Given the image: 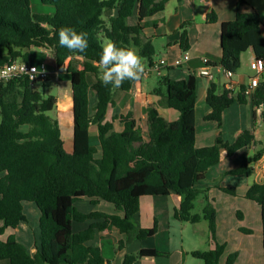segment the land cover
<instances>
[{
  "label": "trees",
  "instance_id": "1",
  "mask_svg": "<svg viewBox=\"0 0 264 264\" xmlns=\"http://www.w3.org/2000/svg\"><path fill=\"white\" fill-rule=\"evenodd\" d=\"M39 1L53 7L54 12L35 13L32 0H0V69L13 62L36 64L30 60L32 49L44 48L52 53L57 68L71 74L73 149L65 150L60 123L49 115L58 104L55 96L35 89L27 76L0 85V261L110 264L99 247L87 243L94 240L97 230L112 227L126 235V241L120 243L119 248L135 239L143 241L154 237L158 232L157 221L151 228H142L134 221L144 197L180 196L182 201L174 212L175 219L192 224L205 220L210 239L215 241L217 213L213 199L209 197V188L201 189L197 185L221 162L223 150L231 157L250 147V131H244L231 145L218 138L211 146L197 147V79L194 75L187 80L162 77L154 91L162 98L158 105L177 111L178 120L169 122L155 106H150L146 135L131 113L108 120V111L115 105V92H129L137 82L125 81L113 90L111 85L104 86L96 66L106 40L116 42L118 47L133 48L143 60L152 63L155 48L144 34L147 19L164 12L169 0ZM248 6L246 1L240 0L235 20L221 24L218 65L232 75L240 69L241 56L248 50L253 51L256 59L264 58V23L256 11H242ZM135 13L138 22L130 25L128 20ZM207 20L212 24L218 22L214 12ZM190 24L188 21L181 26L182 52L189 50ZM63 26L87 33L88 48L84 53H71L59 45L58 30ZM75 57L82 59L81 68H77L76 63L65 65L68 59ZM90 76L94 77L93 82ZM244 91L245 88L236 94L224 87L219 94L217 84L212 82L206 96L211 112L205 120L216 122L221 128L226 109L235 103H247ZM91 96L96 97L92 107ZM251 97L255 109L261 110L264 123V82H260ZM115 123H120L123 129L117 131ZM92 126L97 128L99 148L91 142ZM263 153L264 150H259L252 162L261 159ZM252 170L249 164H243L226 175L249 176ZM217 187L229 195L237 194L235 188ZM82 198L113 204L124 216L82 213L75 206ZM246 198L261 207L264 250V183L251 185ZM27 202L36 204L41 213L40 246L34 256L13 235L6 241L1 240L7 229H16L26 221L24 203ZM197 202L202 205L200 214L194 212ZM87 220L95 222L82 232H73V222ZM99 220L104 223H96ZM224 251L225 245L216 244L214 249L196 250L191 254L203 264H219ZM168 255L157 249H143L126 255L123 264ZM236 258L237 254L230 255L226 264H234Z\"/></svg>",
  "mask_w": 264,
  "mask_h": 264
},
{
  "label": "crops",
  "instance_id": "2",
  "mask_svg": "<svg viewBox=\"0 0 264 264\" xmlns=\"http://www.w3.org/2000/svg\"><path fill=\"white\" fill-rule=\"evenodd\" d=\"M239 1L182 0L178 2V0H169L164 12L147 19L144 34L151 39L155 48V56L152 63L143 60L146 67L144 78L135 83L129 92L116 91L115 105L109 109L107 114V119L111 120L113 116L131 113L141 127L147 128V109L150 106H155L163 118L169 122L176 121L179 119V113L163 105H158L162 98L155 95L154 91L158 88L162 77H169L172 80H187L191 75H194L197 79L195 112L197 147L211 146L215 144L218 138H222L225 144L231 145L244 131H250V147L239 150L231 157H228L226 151L223 150L221 162L211 168L206 178L197 185L201 189L209 188V197L213 199L217 213L216 240L212 241L209 233L207 248L201 246L186 248L183 239L181 244L176 243L177 231L180 230V234L185 235L183 230L185 222H179L174 217L175 210L181 204V197L177 195L144 197L141 200V209L135 215L134 221L142 228H151L157 221V234L143 241L135 239L130 243H125L123 248H119V244L126 241V235L121 233L119 229L112 227L102 231L97 230L94 240L88 242L87 245L99 247L106 262L123 264L128 254H136L143 249H157L167 252L169 255L167 257H146L134 264H187L188 262L203 264L191 253L196 250L214 249L216 244H221L225 245V251L219 264H226L228 257L232 254H237L234 264H264L261 207L256 202L246 198L251 185L264 183V153L261 159L252 162L254 155L259 150H264V123L261 110H256L252 103V97H247L246 104L235 103L223 112L221 128L216 122L205 120V117L211 112V108L206 103V96L212 82L217 84L219 94L223 92L225 85L229 82L235 84L233 92L236 94L249 87L252 78L259 77L260 82H264V72L258 75L251 68V63L256 59L251 49L242 54L241 71L235 73L231 78L218 65L221 58V24L235 20ZM243 1L249 4L248 7L242 8L243 12L254 10L261 16L262 20L264 19V0ZM212 12L217 16V23L212 24L207 20L208 15ZM107 14L113 15L115 12H108ZM188 21L191 22L188 26L190 60L181 67H175L174 61L182 53L180 45L181 26ZM137 22L138 17L135 13L129 18L128 23L135 25ZM42 50L49 51L44 48ZM204 58H208L211 65H218L211 66L213 79L199 75V70L204 66ZM162 59L168 61V66L161 67L159 73L149 70ZM30 60L34 63L31 57ZM81 62V58L75 57L68 59L65 65L76 63L77 68H81ZM247 67L253 71L252 76H247ZM62 72H64V68H57L55 74ZM153 77L157 78V87L149 86ZM146 82L148 86H146ZM61 85L62 90L57 100L60 111L58 115L62 120L58 119V121L62 130L65 150L71 152L73 149L72 84L70 79L66 78ZM90 100L92 107L96 102V97L91 96ZM91 113H93L92 110ZM115 129L120 131L123 127L120 123H115ZM64 133L70 137L69 140L65 141ZM90 136L91 142L94 140V145L98 147V132L95 126L90 128ZM100 155L99 150L97 156ZM243 164H249L253 168L249 176L244 174L226 175L228 171ZM217 186L235 188L237 194L236 196L229 195ZM75 206L78 211L85 214L100 212L124 216V213L118 210L115 205L95 198L79 199L75 202ZM24 214L26 221L16 229H7L1 240L6 241L9 236L13 235L26 247L28 253L34 256L40 246L41 213L36 204L27 202L24 203ZM94 222V220H87L83 223L73 222V232H82ZM96 223H104V220H99ZM241 229L252 232L246 234ZM159 236L164 237L168 250L160 248L156 241H153ZM162 258L164 261L161 262ZM188 258H192V261H189ZM0 264H10V262L0 261Z\"/></svg>",
  "mask_w": 264,
  "mask_h": 264
},
{
  "label": "clouds",
  "instance_id": "3",
  "mask_svg": "<svg viewBox=\"0 0 264 264\" xmlns=\"http://www.w3.org/2000/svg\"><path fill=\"white\" fill-rule=\"evenodd\" d=\"M58 42L61 47L75 54H82L88 48L87 33L77 32L69 26L58 30ZM96 66L100 69L104 86L111 85L113 90L120 88L125 81H140L146 71L143 58L135 49L118 47L116 42L111 40L103 43ZM21 71H26L25 66ZM15 74L16 69L10 66L7 71L0 72V79H11Z\"/></svg>",
  "mask_w": 264,
  "mask_h": 264
},
{
  "label": "rangeland",
  "instance_id": "4",
  "mask_svg": "<svg viewBox=\"0 0 264 264\" xmlns=\"http://www.w3.org/2000/svg\"><path fill=\"white\" fill-rule=\"evenodd\" d=\"M32 7H33L34 12L38 14H52L54 12L53 7L45 6L41 4L39 0H32ZM31 58L36 64L44 62L47 65L49 73H51V76L49 77L47 81H45V83H42V82L35 83V89H38L41 91L44 90L47 94H51L58 99L60 95V91L62 90L61 84L64 83L66 78L68 80L70 79L71 81V74L68 73L66 70H64V72H62L61 74H55V72L57 71L55 58L52 55V53L49 51L47 52V51H43L42 49H32ZM239 71L241 70L239 69L238 72ZM246 74L247 76H252L253 71L249 67H247ZM90 81L91 82L94 81L93 76H90ZM145 84L146 86H148L147 82ZM149 86L157 87L158 86L157 78L153 77L152 81H150ZM58 107L59 106L57 104L55 109L52 112H50L49 115L52 116L53 118L62 120V118H60V116L58 115L60 113ZM142 130L144 134L146 135V127L144 128L142 127ZM64 139L65 141H67L70 139V137H68L67 134L64 133ZM92 142L93 144H95L94 140H92ZM201 211H202V205L200 202H197L194 212L200 214L202 213ZM183 225H184L183 230H184L185 235H181L180 230L177 231V237H175L176 243L181 244V240L183 239L185 242L186 248H193L195 246H201V247L207 248L206 245L209 244L208 242L209 229H208V223L205 220L201 221L199 224H192V223L185 222ZM153 241H156V243L158 244V246H160V248L168 250V247L166 245V242L163 236H159L155 238V240ZM188 259L189 261H192L191 260L192 258H188ZM160 261L161 262L164 261V258H162ZM194 261H198V260H194ZM187 264H192V263L188 262Z\"/></svg>",
  "mask_w": 264,
  "mask_h": 264
},
{
  "label": "built area",
  "instance_id": "5",
  "mask_svg": "<svg viewBox=\"0 0 264 264\" xmlns=\"http://www.w3.org/2000/svg\"><path fill=\"white\" fill-rule=\"evenodd\" d=\"M264 23V19L262 20ZM190 60V54L189 52H182L178 58L174 61L175 67H181L184 63L188 62ZM203 67L199 70V75L201 77H205L208 79H213V75L211 72V62L208 58L203 59ZM14 67L16 69V74L11 79H0V85L3 83H7L11 81L12 79H15L19 76H27L29 80L32 82V85H35L37 82H43L49 79L50 73L48 71L47 65L44 62H41L39 64H28L24 62H13V63H7L5 64L1 69L0 72L7 71L8 67ZM26 71H21L22 68H24ZM168 66V61L166 59H162L158 64L151 67V71H154L156 73H159V70L161 67ZM251 68L258 73V75H261L264 72V58L262 59H255L251 63ZM33 70V71H32ZM226 75L231 78L233 75L230 72H226ZM260 84V78L255 77L251 79V84L249 87H247L244 91L245 95L247 97H251L254 93V90L258 87ZM235 87V84L232 82H229L225 85V88L227 90L233 91Z\"/></svg>",
  "mask_w": 264,
  "mask_h": 264
}]
</instances>
